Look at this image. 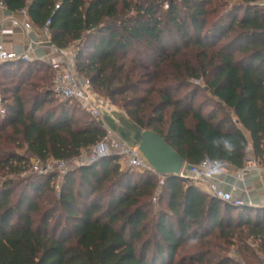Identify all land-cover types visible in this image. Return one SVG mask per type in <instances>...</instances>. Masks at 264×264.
I'll use <instances>...</instances> for the list:
<instances>
[{
	"label": "trees",
	"instance_id": "1",
	"mask_svg": "<svg viewBox=\"0 0 264 264\" xmlns=\"http://www.w3.org/2000/svg\"><path fill=\"white\" fill-rule=\"evenodd\" d=\"M262 1L0 3L8 12L26 9L37 30L49 21L50 44L57 49L84 42L75 55L78 75L186 164L210 159L241 169L250 149L264 162ZM219 6L228 9L211 19ZM15 67L14 85L3 88L0 81L6 110L0 145L5 134L25 146L26 156L0 157L2 168L20 174L30 158L71 160L103 139L101 123L76 101L44 108L58 98L48 64L0 63L2 81ZM38 67L44 69L41 86L31 82L27 89V77ZM202 86L216 106L208 113L205 104L194 105ZM182 90L188 95L179 96ZM216 138L229 139L233 149L215 146ZM56 177L50 172L0 186V264H236L212 250L236 246L245 253L246 239L264 253V207H234L180 178L160 184L151 173L121 171L115 156L64 174L58 196ZM154 199L163 206L155 209Z\"/></svg>",
	"mask_w": 264,
	"mask_h": 264
},
{
	"label": "built area",
	"instance_id": "2",
	"mask_svg": "<svg viewBox=\"0 0 264 264\" xmlns=\"http://www.w3.org/2000/svg\"><path fill=\"white\" fill-rule=\"evenodd\" d=\"M257 5L264 9V1L258 3ZM55 8L57 9L58 6ZM0 9H5L1 3ZM17 13L22 17L21 21L13 17H10L8 21L12 26L21 27L23 33L29 35L31 31H33L34 26L28 18L26 9H22ZM48 26L49 21L46 22L44 27L38 29V33L43 39L40 38L41 40H34L29 38L26 46L19 52L5 50L2 45H0V63L8 61L31 63L36 61L33 58L35 45L48 44L53 57L46 60H37H41L42 62L48 64L53 71V93L61 101H76L86 113L101 123L103 129L106 131V134L95 146L91 147L86 152H81L79 156L71 160L56 161L49 159L43 163L38 158H32L31 170L38 175H44L50 172H55L58 175H64L70 168L88 166L99 159L115 156L119 158V164H121L124 168L131 171L141 173L148 172L156 175L159 179V183L163 184L165 177L157 174L145 162L137 147H131L124 141L117 138L114 131L103 122L102 113L112 112L113 106H111L104 97L94 93L88 82L83 80L78 75L75 66L77 48L71 49L70 52L66 54L65 49H57L50 44ZM0 33L3 35H9L11 34V31L7 29H0ZM5 113L6 110L4 108L2 98L0 97V115L3 116ZM230 168L231 166L222 164L217 160L205 159L196 165L185 164L179 173L178 178L189 181L201 192L234 207H264L254 205L252 203L250 193L243 184L245 176L253 172L259 173L262 169H264V162L260 164L254 157L247 156L243 167L237 170L235 177L237 180L242 182V195L240 197H234L232 191H227L219 185V180L216 175L225 174ZM59 191V187H56L55 193L57 196L59 195ZM262 264H264V261Z\"/></svg>",
	"mask_w": 264,
	"mask_h": 264
},
{
	"label": "rangeland",
	"instance_id": "3",
	"mask_svg": "<svg viewBox=\"0 0 264 264\" xmlns=\"http://www.w3.org/2000/svg\"><path fill=\"white\" fill-rule=\"evenodd\" d=\"M218 1V0H217ZM234 3H232L231 5H233ZM224 5V4H221ZM228 9V6H219L216 14H213L210 18L214 19L219 15L224 14ZM82 43H74L71 46H69L68 48L65 49L66 54H68L70 52L71 49H75L77 48V50L79 48H81ZM76 50V52H77ZM17 67H15L13 69V71L15 70L16 72H11L9 75V78L7 81H2V79L0 78V81L3 83V88H9L12 85H14V83H11V81H17L16 78L19 74V71H17ZM23 69V68H22ZM37 72L33 71V74L30 77H27V89L28 84L29 83H38L39 86H41L40 82H39V78L42 76L44 71L43 68L38 67L37 68ZM49 75L50 73H46V76L48 78L45 87L50 88V79H49ZM12 81V82H13ZM1 88V89H3ZM23 89H25L24 87H22ZM188 90H182L180 92L181 97H184L186 95H188ZM0 97H2V94L0 93ZM8 99V102L11 101V99L9 98V96H5ZM61 100L59 98H53L52 103L50 104H45L44 108H49V107H54L55 105H57ZM109 104L112 107V109L119 114H125V111L120 107L119 104H113L111 103V101H108ZM205 104V109L203 110L204 113H208L209 111H211L212 109H216V106L214 104V100L211 98L210 94L208 92H206V90L203 88V86L201 87L200 91L197 92L195 98H194V105L198 106L199 104ZM29 107L27 106L26 109H28ZM219 115H221V112L219 113ZM0 118V122H1ZM5 134H3V138L1 140V145H0V157H6L9 154H16V155H20V156H26V152H25V146H23L20 142H13L11 141V138L9 137V140L6 139V137H4ZM31 162H32V158L28 159V165L26 166V169L21 172L20 174H14V173H10V170L6 169V168H2L0 166V186L2 185V183L6 180L8 181H12L15 184H20V183H24L25 180L29 177H34L37 176L38 174L34 173L31 170ZM120 163V162H119ZM74 169H76V167L70 168L68 172L73 171ZM120 170L124 171L126 170V168H124L121 164H120ZM57 174V173H56ZM64 175H58L53 183V187L54 189L56 187H60L61 183H62V177ZM154 205H155V209H159L161 208L163 205L161 203L156 202V199L154 201ZM162 205V206H161ZM236 213H234L233 215H235ZM246 248V252L242 253V251L238 250V248L236 246L234 247H226L223 246L224 251H218V250H212V252L217 255L218 257H220L221 259L228 257L230 260L235 261L236 264H262V262L264 261V253L259 249L258 246V242L252 240V239H246L245 243H244V247ZM218 251V252H217Z\"/></svg>",
	"mask_w": 264,
	"mask_h": 264
},
{
	"label": "crops",
	"instance_id": "4",
	"mask_svg": "<svg viewBox=\"0 0 264 264\" xmlns=\"http://www.w3.org/2000/svg\"><path fill=\"white\" fill-rule=\"evenodd\" d=\"M10 17H13L19 21L22 17L17 12H8L5 9H0V29H7L11 31L9 35H3L0 33V45L5 50L19 52L26 46L28 39L41 40L38 30L33 27V31L29 35L23 33L22 28L18 26H12L8 21ZM41 38V39H40ZM53 57L48 44H38L34 47L33 58L37 59H49ZM114 111V110H113ZM110 128L114 131L113 125ZM117 138L122 140L119 135L114 131ZM123 141V140H122ZM249 157L253 156V152L250 149L248 152ZM238 169L231 167L227 173L218 174L217 179L219 185L227 190L232 191L234 197H240L242 195V182L237 180L235 175ZM243 184L246 186L250 193L251 201L254 205L264 206V169L259 173L253 172L244 177Z\"/></svg>",
	"mask_w": 264,
	"mask_h": 264
},
{
	"label": "water",
	"instance_id": "5",
	"mask_svg": "<svg viewBox=\"0 0 264 264\" xmlns=\"http://www.w3.org/2000/svg\"><path fill=\"white\" fill-rule=\"evenodd\" d=\"M103 122L129 146L137 147L145 162L159 175L178 178L184 159L175 152L158 134L141 129L125 114L115 111L102 113Z\"/></svg>",
	"mask_w": 264,
	"mask_h": 264
},
{
	"label": "clouds",
	"instance_id": "6",
	"mask_svg": "<svg viewBox=\"0 0 264 264\" xmlns=\"http://www.w3.org/2000/svg\"><path fill=\"white\" fill-rule=\"evenodd\" d=\"M212 143L215 146L223 145L225 148H228L229 150L233 149V145L231 144V141L227 138H216L212 141Z\"/></svg>",
	"mask_w": 264,
	"mask_h": 264
}]
</instances>
